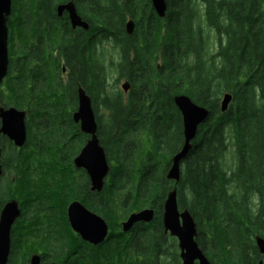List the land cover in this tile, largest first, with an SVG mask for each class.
<instances>
[{"label":"trees","instance_id":"16d2710c","mask_svg":"<svg viewBox=\"0 0 264 264\" xmlns=\"http://www.w3.org/2000/svg\"><path fill=\"white\" fill-rule=\"evenodd\" d=\"M67 1L11 0L6 96L0 89V103L25 110L29 131L25 147L8 150L3 164L7 177L0 188L21 202L24 227L11 242L8 264H28L29 255L40 251L52 261L68 254L65 209L74 200L100 216L109 233L103 248H83L71 264H179L176 241L163 235L161 225L172 189L178 210L194 220L195 241L209 262L259 264L254 239H264V0H165L163 18L150 0H71L90 23L88 33L72 31L66 16L58 19L56 5ZM125 13L135 21L130 35L123 27ZM99 25L107 31L97 32ZM100 34L103 42L115 37L122 55L115 71L134 90L127 104L119 92L108 94L113 105L104 121L93 110L110 170L103 189L91 192L82 173L74 186L71 164L70 175L53 163L65 164L85 140L71 136L75 124L63 110L75 102L77 86H93L95 97L104 93L94 44ZM61 61L69 71L64 86ZM225 94L231 102L221 112ZM177 95L208 116L174 183L166 173L183 145ZM144 207L154 210L153 220L133 227L127 241L108 243L121 236L119 222ZM30 241L39 250L20 257V244Z\"/></svg>","mask_w":264,"mask_h":264},{"label":"water","instance_id":"95a60500","mask_svg":"<svg viewBox=\"0 0 264 264\" xmlns=\"http://www.w3.org/2000/svg\"><path fill=\"white\" fill-rule=\"evenodd\" d=\"M155 14L163 18L166 11L165 0H150ZM58 12L66 10L73 28H87V25L77 16L72 4L58 7ZM11 15V0H0V83L6 76L9 54H8V27L7 22ZM126 33L132 34L134 24L128 21ZM127 83L122 84V89L127 90ZM231 102V95L225 94L220 103L221 112H225ZM173 103L181 115L183 145L170 161V167L166 173V179L175 183L179 180V167L189 150L191 142L194 140L198 126L201 125L208 116V110L193 103L185 95L173 97ZM25 112L13 107L0 109L1 132L5 134L15 146L21 148L25 143ZM74 123H79L81 132L89 135V139L83 146L79 154L73 159V165L77 169H83L90 181V190L100 192L108 176L110 166L107 161L103 147L96 136L97 124L91 108L89 97L78 90V109L72 114ZM66 215L71 229L80 238L91 244L103 242L108 234V225L98 215L90 212L78 202H72L67 206ZM20 216V209L15 200L6 203L0 211V264H7L10 249V234L12 226ZM154 218V210L151 208L142 209L128 215L121 223L123 232H128L136 223H149ZM162 226L165 233L176 238L179 249L181 264H212L204 256L198 247L195 238L197 228L194 220L184 210L179 212L176 202V191L172 189L166 195L162 216ZM255 245L258 252L263 256L259 264H264V239L256 236ZM196 262V263H195ZM29 264H40V257L32 254ZM56 264V263H50Z\"/></svg>","mask_w":264,"mask_h":264},{"label":"flooded vegetation","instance_id":"af4514ba","mask_svg":"<svg viewBox=\"0 0 264 264\" xmlns=\"http://www.w3.org/2000/svg\"><path fill=\"white\" fill-rule=\"evenodd\" d=\"M72 4L73 5V7H74V9H75V12H76V14H77V16L81 19V21H83L86 25H87V28L86 29H83V28H81V27H75V28H73L72 27V25H71V22H70V19H69V13L66 11V10H62L60 13L58 12V7L59 6H64V5H67V4ZM55 11H56V15H57V17H58V19H64L65 17L64 16H66V18H67V22H68V24H69V27H70V29L72 30V31H74V32H78V31H84V32H89L90 31V23H88V21H87V19H85L82 15H81V13L78 11V9H77V6L75 5V3L73 2V1H71V0H69V1H67V2H65V3H61V4H58V5H56V8H55ZM10 17H11V15H10ZM10 17H9V19H10ZM9 19H8V21H9ZM128 21H132L133 22V24H134V28H133V31L135 30V21H134V19H132V17L128 14V13H125L124 14V30H125V33H126V23L128 22ZM8 23V22H7ZM104 27L103 26H100L99 25V27L96 29L97 30V32H99V33H101L102 34V32H104ZM105 31H107L106 29H105ZM133 33V32H132ZM96 35V38H95V40H94V44H95V57H96V61H97V71L99 70V74H97V81H99L100 82V80L101 79H103V90H104V93H102V94H100L98 97H95L94 96V94L92 93V90L94 89L93 88V86H89V85H87L86 87H87V89H86V87H84V86H82V85H78L77 86V88H76V90H75V95H76V98H75V102H72V100H70V101H68V102H66V104H64L65 106H64V111H66V112H71V116H72V114L73 113H75L76 111H77V109H78V90L79 89H81V90H83V92L89 97V99H90V102H91V108H92V110H95L98 114H99V112L100 111H104L105 113H106V115L108 114V112H109V110L107 109V107H111L112 105H113V100H110V95H111V93H114L115 91L116 92H119V93H117V94H119L118 96L122 99V101H123V103L124 104H127V102H128V99H130V94H131V92H132V90H134V88H133V85H132V83L130 82V81H128L129 79L125 76V75H120V73L117 71V73H116V71H115V73L112 71V73H106V71H105V67H104V64H103V62H102V54H100V48L102 47V46H104V44H106V45H109V46H111V49H112V52H113V61L114 62H112L111 63V65L113 66V64H115V65H117V64H119L120 63V61H121V58H122V55H121V49H120V47L119 46H117L116 45V40H115V37L114 36H107V38L105 39V42H103V36L102 35ZM126 35H128L127 33H126ZM98 39V40H97ZM56 40L59 42V38H56L54 41V44H55V46L57 45V42H56ZM97 41V42H96ZM7 42H8V40H7ZM8 54H9V49H8ZM130 55H131V58H132V53H130ZM56 56V50L54 51V57ZM8 65H9V63H8ZM55 68V67H54ZM59 68H60V73H59V79H60V82H61V85H66V83L68 82V80H69V71L67 70V68L65 67V65H64V62L63 61H61V63H60V66H59ZM52 70H53V68H52ZM7 71H8V69H7ZM111 72V70H108V72ZM6 75H7V73H6ZM6 78V76L3 78V80L1 81V83H0V89L3 91V95H4V98H5V96H6V88H5V86L3 85V83H4V79ZM111 79V80H110ZM111 81V83H109ZM123 83H127L128 84V86H127V90L126 91H124L123 89H122V84ZM118 84H120V89L118 88ZM113 88V90H111ZM108 94H110L109 96H108ZM138 96H139V94L138 95H134V97L136 98V99H138ZM94 101V102H93ZM70 105V106H69ZM71 106H74V108L72 109V107ZM10 107H13V106H9V107H6V106H3V105H1V103H0V109L1 108H4V109H7V108H10ZM63 107V106H62ZM13 108H15V107H13ZM16 109V108H15ZM18 110V109H17ZM19 111H22V112H25V114H26V117H25V132H26V138H25V143H24V145L21 147V148H19V147H17V146H15V144L5 135V134H3L1 131H0V187H4V182L6 181V177H7V172H6V170L4 169V165L3 164H5L4 163V161H5V159H6V156H7V151L8 150H12V148H14V149H16V150H20V149H23L24 147H25V145H26V142H27V139H28V131H29V125H27L26 124V118H27V113H26V111L25 110H19ZM93 113H94V111H93ZM102 117V116H101ZM73 121V120H72ZM74 123V122H73ZM75 125H73V127L75 128V131L72 133L71 132V136L72 135H81V136H85V140H84V143H83V145H82V147L80 148V150L78 151V154H79V152L81 151V149L83 148V146L86 144V142L88 141V139H89V135H87V134H85V133H83V132H81V130H80V125H79V123H74ZM1 119H0V130H1ZM97 132V131H96ZM97 136V135H96ZM99 140V139H98ZM77 154V155H78ZM76 155V156H77ZM76 156H74V157H72V158H69V160H67L66 161V163H65V165H69V164H71L72 165V167L74 168V172L72 171V174H73V180H72V182L74 181L75 182V184H74V186L77 188V186H76V184H77V180H78V176L82 173L83 174V178L84 179H86L87 181H88V184H89V189H90V187H91V185H90V181H89V179H88V176L86 175V173H85V171L83 170V169H77V168H75V166L73 165V159L76 157ZM181 170H182V162H181V164H180V167H179V177H180V174H181ZM108 177V176H107ZM179 181V180H178ZM173 182V181H172ZM175 183V182H174ZM178 183V182H177ZM91 191V190H90ZM3 191H2V189L0 188V211H1V209L3 208V206L6 204V203H8L9 201H12V200H15V201H17V203H18V207H19V209H20V216H19V218L15 221V223H14V225L12 226V229H11V234H10V248H11V242L13 241V239L16 237L15 236V234H16V230H17V225H18V223H20L21 222V215H22V206H21V202L19 201V200H17L16 198H7L6 197V195L4 194V193H2ZM91 192H95V191H91ZM72 202H78V203H80L79 201H76V200H74V201H71V202H69L68 203V205L70 204V203H72ZM83 207H85L82 203H80ZM67 205V206H68ZM67 206H66V209H67ZM86 208V207H85ZM147 208H149V207H144L143 209H147ZM66 209H65V218H66V222H67V226H68V229H69V231H70V234H69V239H70V252L67 254V253H65V254H63V255H61V256H59L58 257V261H52V259H51V255L50 254H41L40 252L39 253H35V254H37V255H39V257H40V264H42V260L44 259V262L45 263H43V264H50V263H56V264H62V262L64 261L65 263L67 262V264H71V263H73L75 260H76V258H77V253L78 252H80L81 251V249H83V248H86V249H88L89 247H93V248H95V247H99L100 249L101 248H103L104 247V245H105V242H107L106 241V238H107V236H108V234H107V236H106V238H105V240L103 241V242H101V243H99V244H96V245H94V244H91V243H89V242H87V241H84V240H82L81 238H80V236L77 234V233H75L72 229H71V227H70V225H69V223H68V219H67V215H66ZM87 209V208H86ZM88 210V209H87ZM90 211V210H89ZM179 212H183L184 210H178ZM90 212H92V211H90ZM93 213V212H92ZM189 213V212H188ZM95 214V213H94ZM97 215V214H96ZM191 216V215H190ZM100 217V216H99ZM128 217V216H127ZM127 217H125V219L124 220H122V221H120L119 222V227H118V231H120L121 232V236L119 235V234H115V235H113V238L111 239V240H109L108 241V243L109 242H112V241H114V240H116L117 239V237H119V238H124V239H126V241L129 239V237L131 236V233H130V231L133 229V227H135L136 225H140V224H144V225H147V224H149V223H136V224H134L132 227H131V229L128 231V232H123L122 231V228H121V223L123 222V221H125L126 220V218ZM161 225H162V221H161ZM162 230H163V235L165 236V237H167V239H175V241H176V247H177V249H178V243H177V240H176V238H174V237H172V236H170L169 235V233L167 232V233H165L164 232V229H163V226H162ZM108 233H109V227H108ZM197 237V236H196ZM18 237H16L15 239H17ZM196 239V238H195ZM22 245L20 244V251H19V255H20V257H21V255H22V247H21ZM9 252H10V249H9ZM82 253V252H81ZM259 253V252H258ZM32 255V254H31ZM30 255V256H31ZM259 255L261 256V261H262V259H263V256L259 253ZM9 256V255H8ZM205 256V255H204ZM45 257V258H44ZM178 257H179V249H178ZM30 258V257H29ZM102 260V259H101ZM260 261V262H261ZM196 263V262H195ZM7 264H8V260H7ZM28 264H29V259H28ZM100 264H103V261H101L100 262ZM179 264H181V260H180V258H179Z\"/></svg>","mask_w":264,"mask_h":264},{"label":"rangeland","instance_id":"374dc122","mask_svg":"<svg viewBox=\"0 0 264 264\" xmlns=\"http://www.w3.org/2000/svg\"><path fill=\"white\" fill-rule=\"evenodd\" d=\"M198 8H199V6H198ZM211 37H212V42H210V45L211 46L209 45V47H210V49L208 50L209 53H211L212 51H214V44H212L213 41H214V39H213V36H211ZM100 54H102V62L104 64V67L106 68L105 69L106 73H112V71L115 73V64H113V66L111 65V63L114 62L113 61V52H112L111 46L104 44V46H102L100 48ZM108 70H111V72L110 71L108 72ZM116 73H117V71H116ZM109 83H111V81ZM118 88L120 89V84H118ZM111 90H113V88ZM99 115L103 117V121H104L105 118H106V113L104 111H100L99 112ZM146 151H147V143L144 142V153ZM51 163H53L52 160H51ZM53 164L55 165V170H57L58 172L64 171V172H67L68 174L71 175L70 168L67 167V165H65V164H58V163H56V164L53 163ZM116 227H117V225H116ZM116 227H114V228L116 229ZM23 229H24L23 223H21V222L18 223L15 236L16 237H19L23 233V231H24ZM31 249L32 250L35 249L37 251L39 250L38 249V245H37L36 242L30 241L26 245H23L22 244V255H21V257L26 256L28 254V251H30ZM103 264H107V263H104L103 262ZM114 264H115V262H114Z\"/></svg>","mask_w":264,"mask_h":264}]
</instances>
